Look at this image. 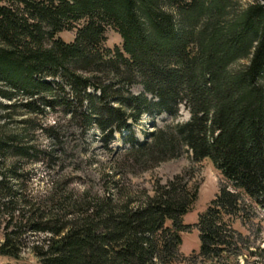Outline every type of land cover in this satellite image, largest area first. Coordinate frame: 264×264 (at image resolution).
<instances>
[{
    "label": "trees",
    "instance_id": "obj_1",
    "mask_svg": "<svg viewBox=\"0 0 264 264\" xmlns=\"http://www.w3.org/2000/svg\"><path fill=\"white\" fill-rule=\"evenodd\" d=\"M109 29L120 46L104 47ZM182 105L187 121L134 137L143 117L175 118ZM15 112L60 113L109 139L121 133L128 155L145 165L185 149L194 162L210 160L225 185L190 226L183 217L198 186L186 172L153 195L52 193L40 213L24 211L15 175L0 171V208L19 220L2 256L16 257L13 239L29 225L50 235L38 264H264L260 224L254 235L248 225L254 208L264 210V0L244 8L237 0H0V158L31 156L1 133ZM236 220L246 233L232 227ZM191 227L198 250L183 255L181 234Z\"/></svg>",
    "mask_w": 264,
    "mask_h": 264
},
{
    "label": "rangeland",
    "instance_id": "obj_2",
    "mask_svg": "<svg viewBox=\"0 0 264 264\" xmlns=\"http://www.w3.org/2000/svg\"><path fill=\"white\" fill-rule=\"evenodd\" d=\"M237 1L240 7L244 8L252 0ZM58 36L66 42L73 40V32H62ZM105 37V48L112 49L121 45L120 37L113 30L109 29ZM246 64L247 61H240L231 68ZM131 91L139 94L142 89L139 85H133ZM188 119V111L182 105L175 118L164 114L154 119L143 117L139 123L132 126V132L138 141H143L156 128L182 123ZM22 121L27 123L21 124ZM6 122L7 126L1 133L15 137V145L32 148L29 152L30 158L10 155L0 158V171L5 174L12 171V175L16 176L11 178L10 185L14 192L23 195L24 201L29 205L24 211L31 207L33 210L39 208L41 213L43 202L52 193L57 192L70 195L73 199L84 192L93 195L107 190L111 193L120 190L124 194L146 191L147 194L153 195L156 185H164L175 176L186 172L189 186H198L197 200L183 217L184 224L193 226L199 214L218 193L219 187L225 185L220 172L210 160L194 162L190 151L184 149L175 159L155 165L148 163V167H145L144 163L135 161L128 155V146L123 142L121 133H115L109 139L94 129L84 132L74 123L68 122V118L60 113L50 112L45 117L36 118L15 112ZM12 207L17 210L22 204ZM10 211L0 208V248L4 243L6 231H10L15 222L19 225V220L16 221L18 214L14 210V219L10 220ZM253 211V219L248 224L251 227V235L255 234L256 225L259 223V238L264 247V210L254 208ZM31 223L37 221L33 220ZM22 224H25V220ZM232 227L241 233L247 232V228L243 227L239 220L234 221ZM17 231L12 250L16 257L0 254V264H38L36 252L44 246L50 235L33 232L29 225ZM181 238L180 252L183 255L198 250V232L195 228L191 227L187 232H183Z\"/></svg>",
    "mask_w": 264,
    "mask_h": 264
}]
</instances>
